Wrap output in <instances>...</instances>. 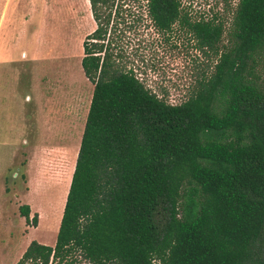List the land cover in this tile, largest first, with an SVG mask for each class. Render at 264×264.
<instances>
[{
	"label": "trees",
	"instance_id": "1",
	"mask_svg": "<svg viewBox=\"0 0 264 264\" xmlns=\"http://www.w3.org/2000/svg\"><path fill=\"white\" fill-rule=\"evenodd\" d=\"M139 1L88 0L92 90L55 240H31L15 264H264V0H214L197 17L142 0L156 34L182 29L215 56L178 103L121 60Z\"/></svg>",
	"mask_w": 264,
	"mask_h": 264
},
{
	"label": "rangeland",
	"instance_id": "2",
	"mask_svg": "<svg viewBox=\"0 0 264 264\" xmlns=\"http://www.w3.org/2000/svg\"><path fill=\"white\" fill-rule=\"evenodd\" d=\"M182 1L194 17L214 2ZM138 3L141 19L118 33L121 60L178 103L212 71L215 56L182 29L156 34ZM94 27L88 0H0V264H15L31 240L54 243L92 90L80 58ZM22 204L35 224L20 216ZM74 264L90 263L75 255Z\"/></svg>",
	"mask_w": 264,
	"mask_h": 264
},
{
	"label": "bare ground",
	"instance_id": "3",
	"mask_svg": "<svg viewBox=\"0 0 264 264\" xmlns=\"http://www.w3.org/2000/svg\"><path fill=\"white\" fill-rule=\"evenodd\" d=\"M61 188V187H60ZM58 189V188H57ZM61 191V190H60ZM60 191H59V193H60ZM59 193H57V194H54V196H53V199H52V201L50 202V205H49V207H50V209H51V211H52V214H53V212L55 211V209H58V207H59V204H60V197H59ZM49 209V210H50ZM57 211V210H56ZM53 216H54V214H53ZM52 216V217H53ZM51 217V218H52ZM55 218V217H54Z\"/></svg>",
	"mask_w": 264,
	"mask_h": 264
}]
</instances>
